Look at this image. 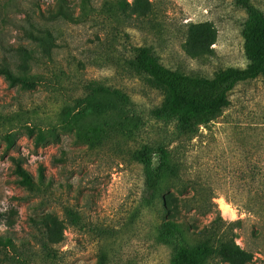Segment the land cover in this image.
Returning <instances> with one entry per match:
<instances>
[{"label": "rangeland", "instance_id": "374dc122", "mask_svg": "<svg viewBox=\"0 0 264 264\" xmlns=\"http://www.w3.org/2000/svg\"><path fill=\"white\" fill-rule=\"evenodd\" d=\"M56 3L0 0V66L34 83L0 76V238L11 241L0 246V264H173L180 244L161 238L159 228L174 217L164 193L176 189L191 200L193 225L219 213L249 264H264V81L237 86L219 116L200 117L197 136L178 143L173 124L149 115L162 95L132 65L133 49L149 46L186 74L244 68L237 0H87L85 8L64 0L73 22L51 17ZM250 3L264 14V0ZM89 82L122 89L130 101L73 121ZM96 125L103 132L90 143L78 136V128ZM146 143L153 167L163 147L180 169L178 188L166 184L149 205L134 160ZM17 166L34 191L19 184ZM201 205H214V213L203 216Z\"/></svg>", "mask_w": 264, "mask_h": 264}, {"label": "trees", "instance_id": "16d2710c", "mask_svg": "<svg viewBox=\"0 0 264 264\" xmlns=\"http://www.w3.org/2000/svg\"><path fill=\"white\" fill-rule=\"evenodd\" d=\"M64 0H57L51 17L62 18L67 21H75L70 10L64 6ZM82 8L87 6V0H81ZM122 10L129 6L128 2L120 3ZM245 17L241 23L243 38V50L248 64L244 68L228 67L216 71L211 77L202 75L186 74L177 69L168 67L161 62L158 54L149 46L133 49L132 65L134 70L143 75L150 87L159 91L162 95L161 103L149 110L153 119L163 122L165 125L173 124V136L178 143H186L197 136L199 118L209 116L215 119L229 106V95L237 86L261 79L264 81V14L250 0H237ZM36 39L34 33L28 35ZM0 76H3L11 85L20 84L22 87L32 88L34 83L25 77L14 76L4 65L0 66ZM85 105L73 116V121L81 118L98 116L113 109L116 103H128L130 96L122 89L102 85L98 82L85 83L82 86ZM106 126H114L111 124ZM124 130V129H122ZM103 129L101 126L78 128L80 138L90 143L96 139ZM7 146L14 143L13 135L4 137ZM38 142L44 140L38 135ZM157 167L152 166L153 149L150 144H143L140 150L134 153V160L142 169L143 191L142 200L146 205L153 202L156 197L162 195L163 187L170 184L172 188H178L180 180L179 170L170 164L169 154L163 147L157 149ZM20 177L19 184L30 191L36 189L31 176L20 166L16 167ZM164 193L163 208L172 213L174 217L165 220L160 228V237L178 244L173 255V264H207L215 258L229 264H249L251 255L242 250L232 238L228 237V227L222 217L216 214L212 220L198 227L192 224L191 206L188 198L179 191ZM214 205L208 207L201 205L195 207L207 216L213 214ZM196 211V210H195ZM231 223L229 225H233ZM190 236H195L197 242L194 245L187 243ZM11 244L10 239L0 238V246L7 247Z\"/></svg>", "mask_w": 264, "mask_h": 264}]
</instances>
